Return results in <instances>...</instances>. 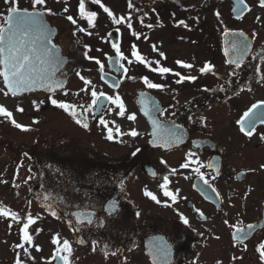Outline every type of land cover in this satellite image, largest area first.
I'll use <instances>...</instances> for the list:
<instances>
[{"label":"flooded vegetation","instance_id":"af4514ba","mask_svg":"<svg viewBox=\"0 0 264 264\" xmlns=\"http://www.w3.org/2000/svg\"><path fill=\"white\" fill-rule=\"evenodd\" d=\"M198 2L204 1L166 0V4L183 10L184 17H179L174 23L164 17L166 20L161 24L169 26L170 22V27L181 39L177 38L184 45H189L188 54L165 58L168 53L164 50L165 57L160 58L153 53L152 56H145L152 61L158 60L160 66L169 67L174 72L198 77L195 82L184 81L181 84L175 83L178 77L169 73L162 78L159 73L135 62L134 57L130 58L133 64L123 63L128 68L127 74L123 73V69L117 70L119 65L109 62V56L104 60L106 63L101 72L99 65L85 58L84 48L69 26V11L47 7L57 13H45L50 26L56 29L53 42L67 56L65 65L56 74V79L63 81L65 87L50 94L68 91L67 95L59 97L71 104L73 102L69 99L79 101L84 96L87 102L79 101L84 108L91 104L92 88L106 95L119 94L125 104V116H118V107L105 100L109 110L102 114L103 119L109 121V126L114 129L117 126L121 132L135 129L140 135L131 137L114 131V139L109 141L106 129L99 124V112L95 116L92 110L83 112L82 123L89 124V128L85 129L64 110L53 106L63 116L59 120L65 121L66 116L79 132L70 135L64 132L62 126L58 129L60 134L57 139L56 134L53 135L54 140L62 144L56 150L52 149V153L57 151L60 155L67 145L72 150L63 157L64 160L60 158L62 166L48 165L51 185L61 190L55 191L56 194L49 193L52 208L59 218L50 213L48 221L52 222L51 229L41 231L46 239L44 242L49 245L37 244L40 232L35 233L33 228V232L29 231L34 245L41 249L37 251L25 244L29 255L15 247L23 243L20 230H5L2 237L4 245L0 247V264H15L18 253L24 264H63L59 257L53 259L57 249L53 240L57 237L61 245L63 240H68L71 245V253L68 254L70 264H165L161 257L153 254L157 243L166 244L170 249L167 264H264L257 251L258 243L264 241V227H261L264 225V123L256 122L251 137L240 131L239 124L253 105L264 102V80L260 79L264 75V63L261 62L264 57V8L259 6L258 0H245L247 8L237 0H209L210 36L203 44L205 54H198L195 58V4ZM89 3L86 1L85 10L97 13L100 9L97 4ZM38 10L44 11L43 8ZM217 11L221 13L219 19L215 15ZM7 15V4L0 0V26H6L4 17ZM181 19L189 24V28L176 26ZM225 32L229 34L225 35ZM239 33L243 35H234ZM110 39L113 43L111 36ZM234 41L249 45L248 51L243 53L244 61L240 68L228 63L229 59L234 60L238 55L232 47ZM138 42L134 40L139 47L141 43ZM119 45L121 47L122 44ZM112 50L111 56L119 60L115 57V50ZM177 60L194 67L183 69L177 65ZM209 62L214 65V73H200L199 69ZM88 67L86 72L84 69ZM257 68L261 71L257 72ZM78 71L90 81L97 78V86L94 83L84 85L76 75ZM103 74L110 80L102 78ZM144 76L168 87L164 91L149 89L143 83ZM116 83H119L118 88L113 87ZM85 87L88 91H81ZM77 106L78 112L83 111L80 105ZM146 106L148 115H145ZM258 110L264 111V104ZM133 113L137 119L128 120L127 115ZM153 119L161 125V139L152 135L155 131ZM173 125L179 127L174 128ZM167 130L180 134V142L165 145L163 137ZM137 148L141 151L133 156ZM188 152L195 153L194 159L203 165L201 172L211 187L206 186L193 170L199 165L192 164L187 169L180 167ZM74 157L80 158V167L72 165ZM30 168L33 174L38 175V168ZM171 169H176V173H171ZM165 175L169 176V190L179 194L176 203L165 197L159 187ZM40 184L41 181L37 182L33 188ZM145 189L156 194L161 203L146 197ZM113 201L118 203L119 210L110 215L108 208ZM197 210L202 211L207 219H201ZM76 212L95 213L93 223L89 225L86 219L80 223L73 215ZM136 212L140 213L139 217ZM181 214L188 218L190 226L183 223ZM225 220L246 231L248 224H256L257 227L248 231V240L241 243L234 240L232 234L235 229L225 224ZM93 241H96L95 251L92 250ZM244 244H247L246 250ZM105 251L109 255L105 256ZM112 252L117 254L113 256ZM234 256L242 259L233 260Z\"/></svg>","mask_w":264,"mask_h":264},{"label":"snow or ice","instance_id":"6c2138e0","mask_svg":"<svg viewBox=\"0 0 264 264\" xmlns=\"http://www.w3.org/2000/svg\"><path fill=\"white\" fill-rule=\"evenodd\" d=\"M5 4L8 5V15L4 17L5 21L7 22L6 26H0V78L3 79L4 85L6 87V91L4 89H0V91L3 92L4 95H13L16 96L18 94H22L24 92L34 91L37 88L44 89L45 91L49 93H55L57 89H62L65 87L64 82L60 81L55 78L56 71L60 68L61 64L64 63L63 59L59 55L57 51H55V45L51 44V33L50 30L47 28V26L44 24L43 16L45 13L50 15H56L57 13L53 12L52 9L46 7V0H31V7L33 11H29L27 8H21L19 6V0H4ZM237 2L241 5H243L245 8L248 6L245 4V0H237ZM259 6L261 8H264V0H258ZM85 3L86 0H79V17L83 20L87 21L88 27H95V21L97 19V13L95 11L85 10ZM92 3L99 5L105 13H107V16L111 19V22L114 25H124L127 27V29L132 30L131 34L136 37V39H140L141 34L133 30V24L131 23V13L127 15H119L117 16L114 14L108 7H106L103 3H101V0H92ZM39 8H43L44 11H39ZM128 8L129 9H135V5L133 3V0H128ZM250 11V8L248 9ZM64 12H68L69 9L65 7L63 9ZM235 11V9H234ZM243 11V8L240 10ZM173 15H175L173 13ZM217 18L219 19L221 13L217 11L215 13ZM240 18V17H238ZM198 19V18H197ZM67 20L70 21L73 25H77V19H74L72 15L67 16ZM139 22L143 25V17H140ZM177 27L183 26L184 28H189V24L181 19L176 23ZM148 28H152V24L146 25ZM76 31L81 33H86L87 35H92L90 31H88L85 27H77ZM116 31L119 32L120 28L117 27ZM228 32H225V35H228ZM75 35V33H74ZM111 36V33L108 34ZM234 35H240L242 36L243 33L234 34ZM111 47L115 50V57H119V60H115L114 57L109 56L108 60L109 62L116 63L119 65L118 69H123V73L127 74L128 68L125 67L123 63H120V61L126 60L129 65L133 64L134 61L132 59H129L125 54L121 51V47L118 43L113 42L111 44ZM233 50H235L238 55L237 57L233 59H229L228 63L230 65L234 64L235 68H240L243 65L244 56L243 53L247 52L249 49V45L247 43L241 42V41H234L232 44ZM85 48L88 49V51H91V47L89 45H85ZM153 51H158L157 46L155 44L152 45ZM159 55L161 57H165V54L163 52H159ZM227 55V51H226ZM85 58L89 60H93L97 65H99V69L101 72L104 71V64L95 57L89 56L88 52L84 53ZM130 56L135 58V62L144 65L145 67L149 68L151 72L159 73L160 76L163 78L165 77V74H172L175 77H178V79L175 80L176 84H181L184 81H191L195 82L198 77L196 76H190V75H182L180 72H174L171 68L160 66V62L152 61L149 59H146L144 55H142L137 46L135 44L132 45L130 50ZM166 58V57H165ZM261 62L264 63V57L261 58ZM177 65H179L183 69H191L194 66L190 63H186L183 61H176ZM153 64H156V67H152ZM200 73L202 74H208V73H214V65H212L210 62L205 63L203 67L199 69ZM261 70L257 68V72H260ZM235 75V71L232 73ZM76 75L79 77L81 81H83L84 85L88 86L91 85V81L86 79L79 71L76 73ZM103 78V77H102ZM134 79V78H132ZM261 80H264V75L260 77ZM143 83L149 88V89H157L160 91H164L168 85L161 84V83H155L152 80H150L147 76L142 77ZM114 88L119 87V83L113 84ZM208 89H205L207 91ZM221 91H224L223 88L220 89ZM81 91H88V88L85 87L81 89ZM65 95L67 93L65 92ZM90 95L92 97L91 104L88 108H84L83 105H80L79 107L83 110L81 112H78L77 105H73L68 102L64 101H58L57 99L53 97H49L50 103L62 110H64L67 114H69L74 120L75 123L78 125H82L83 128L88 129L89 124L88 123H82L81 116L83 115V112L92 110L93 115L95 116L97 112L101 114V118L99 119V124L102 125L107 132L106 138L109 141H112L114 139V131L118 135H128L131 137H137L140 135L138 131L135 129H132L129 132H121L120 128L117 126L115 129L113 127L109 126V121L103 119V113L105 111L109 110V106L105 104V100L109 101L112 105H116L118 107L117 115L120 117H124L126 114V108L125 104L123 103L121 97L119 94H116L115 96L112 95H106L103 92H97L95 88H92ZM141 95H144L141 93ZM36 104L37 110H39V104H43V101H40L39 104L37 102H33ZM261 104H264V102H261ZM261 104H255L252 106V109H250L248 112L244 114V119L239 121L240 124V131L244 133V135L251 137L253 134L254 126L257 121H260L261 123H264V111H259ZM19 112H23V108L17 109ZM255 110V111H254ZM149 114V109L145 108V115ZM175 115V113H173ZM0 116L10 120L11 124L14 125L17 129L23 130V131H29V127L22 125L18 123L13 118V113L6 109L4 106L0 105ZM127 119L130 121H135L137 119L136 115L129 114L127 115ZM39 121H34V123H38ZM115 123L114 121L112 122ZM152 124L154 126L155 131L152 133L154 137L157 139H161L160 135V128L161 125L158 120L153 119ZM174 128H178V125H173ZM247 129V130H246ZM181 135L178 134L175 131L167 130L166 135L163 137L165 140V145L171 146L173 144L179 143L181 140ZM153 144L155 146V141H153ZM141 150L137 148L132 155L135 156L138 152ZM25 156H28V153H24ZM195 153L188 152L186 154V159L183 164H181V168L187 169L192 164H197L199 166L195 167L193 170L195 173L200 177V179L203 181V183L211 187L209 184V181L204 178V173L201 172V167L203 165H200V162L196 159H194ZM162 164H166L165 161H161ZM209 167H214L213 165H209ZM31 171V170H29ZM176 169H171V173L175 174ZM18 173V169H17ZM153 176L156 175L155 172L152 173ZM32 177L29 176L27 179H31ZM162 183L159 185L160 189L163 190V195L165 197L170 198V200L173 203L177 202L178 199V192H173L169 190V176L165 175L162 177ZM3 183H7V181H0ZM27 182V181H25ZM213 192H216V190L213 188ZM144 195L146 197H149L152 201L156 202L157 204L161 203V200L158 199L157 195L154 194L152 191H149L145 189ZM217 196H219V193H216ZM45 200L50 199V197L45 196ZM31 201H29V204ZM51 209V215L54 217H58L57 211L52 208V205H47ZM165 206H170L168 204H165ZM118 203L116 201H113L110 203L108 211L109 214H115L118 211ZM199 213L201 219H207V217L204 215V213L200 210H197ZM73 215L76 217L77 221L80 223H84V220H87V223L91 225L93 223V217L95 213L88 212V213H80L76 212L73 213ZM135 215L137 217L140 216L139 212H136ZM0 216L4 217H11L12 220H15L19 222L20 218L18 214L14 211L5 210L4 207L0 206ZM181 219L183 220V223L185 225H189L188 218L184 217L181 214ZM36 223V219L31 215V213H28L26 216V222L23 223L20 232H21V239L23 243L17 244L15 247L17 249H22L25 255H29L28 248L25 247V244L29 246L35 247L37 251H40L41 249L39 246L34 245L33 243V236L29 232V228L32 224ZM71 223V221L69 222ZM225 224H228L230 228H234L235 231L233 232V238L234 240L243 243L244 241L248 240V231H251L252 229L256 228V224H248L246 226L247 231L245 228L238 227L236 225L229 224L227 220L224 221ZM100 226H103L102 224ZM11 227V225H10ZM261 227H264V225H261ZM37 234L41 231V229H37ZM219 237H217L218 239ZM53 243L57 245L56 253L53 256V259H56L59 257L63 261V264H70L69 261V255L71 253V245L68 240H63L62 245L57 237L53 240ZM80 243L83 244L84 240L81 239ZM93 251H95L96 241H93ZM105 248H107V245H105ZM244 249H247V244H244ZM257 251L259 252V259L261 261H264V241H261L258 243ZM117 253L112 252L111 255L115 256ZM153 254L154 256L161 257L165 264H167V261L169 259L170 249L166 244L157 243L153 247ZM109 255L107 251H105V256ZM233 260L242 259V257H233ZM15 264H24V262L19 258V253L17 254V258L15 260Z\"/></svg>","mask_w":264,"mask_h":264},{"label":"rangeland","instance_id":"374dc122","mask_svg":"<svg viewBox=\"0 0 264 264\" xmlns=\"http://www.w3.org/2000/svg\"><path fill=\"white\" fill-rule=\"evenodd\" d=\"M202 3L195 4V58L199 54H205L203 44L209 38V12H208V2L209 0H203ZM89 4H93L92 0H89ZM106 7H108L114 14L127 15L131 13V23L133 24V30L140 33V39H137L141 43V46H137L134 43L136 37L133 38L131 32L132 30L127 29L124 25H114L111 19L107 16V13L97 5L100 9L97 11V19L95 21V27H88L87 21L79 17V0H46V7H55L56 9L63 11L65 7L69 9L70 15L74 19H77V25H73L71 22L72 31L75 33L76 40L79 42L80 46L84 48L85 52H88L89 56L98 58L105 66V61L108 56L113 54L112 41L108 35L112 29L117 27L120 28L122 32V45L121 51L130 57V48L135 44L139 52L146 56L154 54L161 58L159 52L164 50L168 53L169 58L173 55H186L188 54L189 45H184L174 30L170 27V22L174 23L179 17H184L180 9H176L172 4H166V0H133L135 9L128 8V0H101ZM166 5V6H165ZM19 6L31 7V0H19ZM8 7V5H7ZM100 11V12H99ZM141 11V13H140ZM138 15H136V13ZM173 13L175 15H173ZM139 16H149L148 19H143V25L137 19ZM175 16V17H174ZM169 19L168 25H161L164 20ZM198 18V19H197ZM161 19V21L159 20ZM152 24L156 25L152 28L146 27V25ZM164 24V23H163ZM159 25H161L159 27ZM85 27L92 35H87L86 33H81L76 31L77 27ZM169 27V28H168ZM172 30V31H171ZM179 37L180 39H178ZM182 43L181 47H178ZM157 46L158 51H153L152 45ZM85 45L91 47V51L85 48ZM153 53V54H152ZM124 64H128L126 60L122 61ZM87 65V64H86ZM197 67V66H195ZM199 68V67H197ZM86 72L88 68L84 69ZM96 86L98 84V79L95 78L91 80ZM76 87V86H75ZM0 89L7 90L3 79L0 78ZM66 93L68 91H65ZM65 92H60L55 95L46 93L45 91H32L20 95H4L0 91V105L4 106L6 109L13 113V118L20 124L28 126L29 131H23L17 129L11 124L10 120L0 116V181H7V183L0 182V206L4 207L5 210L14 211L18 214L20 220L19 222L12 220L11 217L0 216V247L4 245L3 243V232L5 230H10L12 232L20 230L23 223L26 222V216L28 213L36 219V223L30 226V230L33 228L35 233L37 229L41 231H48L51 229L52 222L48 221V216L51 213V209L47 204H43L44 201L39 200L40 186L34 185L41 181L43 189L49 194H53L61 190L52 186L53 183L49 180L48 165L49 163L55 164L57 166H62L59 163L60 158L64 160L66 154L72 153V150L68 148H63L69 152L62 149L60 155L54 152L52 149H57V147L62 144L58 140H54V134L57 136L60 134L58 129L63 126L65 133L70 135L79 133L76 125L70 119L65 116V121H60L63 118L60 110L53 109V105L50 103L49 97H63ZM57 98L58 101H64L61 98ZM87 102V98L83 96L79 101ZM43 101V104H39V110H37L36 104ZM73 102L75 105H82L78 99ZM65 102V101H64ZM23 108V112H19L17 109ZM34 121H39L34 123ZM55 124V125H54ZM56 128V129H55ZM59 151V150H58ZM24 153H28L25 156ZM35 161L33 160V158ZM80 158L74 157L72 159V165L80 167ZM30 167L38 168V175L33 174ZM18 169V173H17ZM35 170V169H34ZM36 171V170H35ZM29 176L32 178L27 179ZM27 181V182H25ZM52 184V185H51ZM56 191V192H55ZM29 201L31 203L29 204ZM49 202V201H47ZM60 204L61 201L59 200ZM50 203V202H49ZM11 225V227H10ZM31 231V232H33ZM40 231L39 235L40 245H49L45 243L46 240L44 233ZM34 233V234H35ZM9 235V233H7ZM43 242V243H42Z\"/></svg>","mask_w":264,"mask_h":264},{"label":"water","instance_id":"95a60500","mask_svg":"<svg viewBox=\"0 0 264 264\" xmlns=\"http://www.w3.org/2000/svg\"><path fill=\"white\" fill-rule=\"evenodd\" d=\"M29 11H33V10H29ZM43 21H44V24L47 26V28L50 30V33H51V37H50V39H51V44H52V45H55V44L53 43V41H52V38H53V36H54L56 30H55V28H54V29L51 28L50 24H49L48 21L46 20L45 15L43 16ZM111 36H112V38L114 39V42H115V43H119V42H120V31L117 32L116 29L112 30V31H111ZM55 51H57V52L59 53V55L61 56V58H62L63 61H64V63L61 64L60 68L56 71V73H57V72L63 67V65L65 64V62H66V60H67V57L64 56V55L62 54L61 48H60L58 45H55ZM56 73H55V76H56ZM103 78L106 79V80L109 79V77H108L106 74H103ZM36 90H42V89L37 88ZM29 92H30V91H29ZM24 93H26V92H24Z\"/></svg>","mask_w":264,"mask_h":264},{"label":"trees","instance_id":"16d2710c","mask_svg":"<svg viewBox=\"0 0 264 264\" xmlns=\"http://www.w3.org/2000/svg\"><path fill=\"white\" fill-rule=\"evenodd\" d=\"M44 195V194H43Z\"/></svg>","mask_w":264,"mask_h":264}]
</instances>
